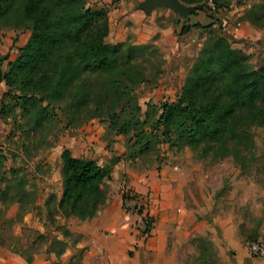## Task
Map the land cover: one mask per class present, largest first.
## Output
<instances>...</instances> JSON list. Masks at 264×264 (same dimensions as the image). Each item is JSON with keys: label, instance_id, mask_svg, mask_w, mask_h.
Listing matches in <instances>:
<instances>
[{"label": "rangeland", "instance_id": "1", "mask_svg": "<svg viewBox=\"0 0 264 264\" xmlns=\"http://www.w3.org/2000/svg\"><path fill=\"white\" fill-rule=\"evenodd\" d=\"M219 2L226 6V9L220 10L215 15L217 19H221L222 23L215 22L209 28H191L190 33L186 34L183 39L173 37L171 54L155 42L133 43L129 38L118 41L126 42V49L130 43L149 45L148 48L136 50L133 54L137 62L147 68L150 76V79L139 84L134 92L141 106V111L137 115L141 118L142 124H139L137 132L143 133L140 139L143 148L134 141L128 142V136L134 132L133 127H129L127 133H117L114 127L115 133L110 134L111 139L104 147L106 155L101 154L97 158L100 164L111 172L112 178L108 185L113 197L123 190L125 182L143 181L144 173H147V177H151L153 182H174L175 186L165 184L161 188L162 193L169 197L178 198L183 193L180 188L182 186L186 188L184 194L188 195L187 208L182 211L178 207L175 208L176 214L179 213L181 217L175 220V224L180 226L177 231L174 229V233H171L168 240L169 246L177 244L181 248L178 258L187 260L185 264H220L222 259V252L217 247L220 243L217 236L221 233V229L211 224L212 215L209 218L200 216L196 223L191 224L189 212L202 202L201 197L200 199L197 197L198 187L194 183L187 185V182H214L211 189L222 195L231 190L228 182H264V126L249 125L247 134L231 139L229 141L231 153L227 156H219L214 150L208 153L203 152V147L211 142L210 136H206L201 141L186 140L180 145L163 142L165 138L162 135L163 128L158 122V117L162 113L161 105L164 102H175L179 99L187 76L197 64L214 66L216 60L232 62L236 66V71L242 74L243 79L251 85L259 86L264 82V72L260 70L261 65H264V3L261 0H219ZM156 8L168 7L158 6ZM169 9L175 11L172 8ZM166 20L167 17L163 16L158 21L164 25ZM213 21L215 20L206 17L203 23ZM12 30L5 27L0 28V43L12 33ZM107 41L118 43L111 41L108 37ZM12 49H17L15 44L12 45L11 51ZM7 54L11 55V52ZM171 56L184 57L183 68H178V71L182 69L184 74L182 87L172 100L156 102L150 98L145 102L141 101L146 97V90L158 88L164 77L171 78L175 72L174 68L171 73L169 70ZM160 64L162 69L157 75L156 70ZM6 91L5 83L0 82V150L8 155V161L5 163L7 172H0V183H2L0 244L6 245L15 241L26 253H32L46 243L53 250L51 253L60 257L61 254L57 252L63 245L55 240H61L66 245L77 244L83 241L84 235L72 233L68 228L69 225H73L69 222L71 218L76 217L67 219L55 217L57 220L54 219L51 224L37 202L41 199L46 204L62 194L63 163L59 151L61 136L73 134L76 129L89 125L93 119L85 120L88 113H84L79 116L78 120L69 123L70 118L57 110V117L43 118L40 124H35L34 118L22 115L19 105L15 103L13 93L6 94ZM5 104L9 107L1 113ZM118 112L117 125L126 118H130L128 109L121 108ZM26 121L32 122L36 128L27 125ZM12 167L16 170L11 171ZM35 182H39L40 191L36 190ZM215 182L222 183L214 185ZM130 192L137 195L138 203L133 207L123 205L126 209L124 220L135 228L138 234L137 241L144 245L152 240L153 230L159 219V215L152 208L156 189L150 187L143 194ZM160 194L158 192V195ZM140 195L148 198L147 203L138 198ZM33 208L36 211V221L41 224L40 226H44L47 230L45 233H51L52 237L46 238L45 233H41L36 226L38 223L35 225V221L23 224ZM146 214H149L152 221V229L149 233H144L142 227ZM203 219L208 220L210 224L205 226L202 224L197 233L189 235V230L202 223ZM78 220L77 224L87 222V219L78 218ZM46 221L50 223V226H45ZM65 232L68 233L66 237ZM254 239H264V236L249 232L243 241V247L247 251L249 242ZM84 246L80 247L76 256L70 260L64 262L62 259L54 258L51 259V264H79L84 259L86 247ZM227 252L231 255L235 253L232 250ZM186 254H188L187 257Z\"/></svg>", "mask_w": 264, "mask_h": 264}, {"label": "trees", "instance_id": "2", "mask_svg": "<svg viewBox=\"0 0 264 264\" xmlns=\"http://www.w3.org/2000/svg\"><path fill=\"white\" fill-rule=\"evenodd\" d=\"M181 1L196 9L188 19L178 15L177 34L222 23L215 15L226 6L219 0ZM197 12L215 21L204 24ZM4 27L31 31L14 60L9 59V54L0 55V82L5 83L6 94L13 93L24 117L30 116L35 124H40L43 118L57 117V110L70 118L69 123L84 113H88L85 120L107 115L117 133H127L133 127L128 142L134 141L143 148V133L137 132L141 106L134 92L150 76L133 54L149 45L130 43L126 49V42L109 43L108 12L91 7L89 0H0V28ZM5 61L7 68L3 70ZM212 66L197 64L193 68L179 99L161 105L158 122L163 128V142L180 145L186 140L201 141L210 136L211 142L203 147V152L214 150L219 156H227L231 153V139L247 134L249 125L264 126V82L251 85L232 62L216 60ZM161 69L160 64L157 75ZM260 70L264 72V65ZM8 107L3 105L1 113ZM121 108L128 109L130 118L117 125ZM26 123L36 128L32 122ZM61 158L62 194L45 204L46 219L52 224L56 216H99L113 199L108 185L112 178L110 170L95 159L74 157L67 149ZM6 161L8 155L0 150V172H7ZM35 185L40 191L39 182ZM55 242L62 243L57 252L62 254L66 243ZM52 251L49 247L48 252Z\"/></svg>", "mask_w": 264, "mask_h": 264}, {"label": "crops", "instance_id": "3", "mask_svg": "<svg viewBox=\"0 0 264 264\" xmlns=\"http://www.w3.org/2000/svg\"><path fill=\"white\" fill-rule=\"evenodd\" d=\"M143 0H89L91 7L96 9L104 8L108 12L110 32L108 39L111 41H123L127 38L133 43H151L159 44L168 54L173 50L172 38L184 36L177 34L179 25L175 23L178 14L169 8H155L151 13H146L140 8ZM198 17L203 22L206 17L201 12H197ZM166 16L165 24L159 23V18ZM196 21V18H192ZM191 30V29H190ZM158 34V36H157ZM31 31L12 30V33L0 43V55L11 52L10 60H14L19 52V48L24 46ZM16 39V40H15ZM15 44L17 49H12ZM183 56H171L169 59L170 73L172 69L175 72L171 78L161 79L158 88L146 90V97L141 99L145 102L150 98L153 101H166L174 99L176 92L182 87ZM8 61L2 65L6 70ZM4 89V88H3ZM114 132L110 120L106 117L93 119L92 122L76 129L73 134L61 136L59 140L60 158L64 150H69L74 157L90 158L98 161V157L106 155L104 149L109 143V136ZM115 133V132H114ZM104 149V150H103ZM103 150V151H102ZM101 163L100 161H98ZM147 173L142 175L141 182H125L123 190L118 192L112 199V202L103 209L99 216L87 219L84 224H77L78 218H71L69 225L72 233H82L83 241L77 244L69 243L60 257L48 252V244L39 247L34 253H26L17 242L10 244H0V264H51V259L59 258L62 261L70 260L75 257L80 247H85L84 259L79 264H185L187 260L179 259L178 254L181 248L175 244L169 246L168 240L171 233L179 229L175 220H179L180 214H176L175 208L186 210L187 193L182 186L183 193L178 198L169 197L162 192L165 184L174 185V182H153ZM197 186V197H201L200 205L190 211L191 224L196 223L200 216L209 218L212 215L211 224L215 228H220L221 233L217 236L220 243L217 247L222 252L220 264H264V257H252L246 248L243 247V241L247 234L253 233L264 236V182H228L231 187L229 193L222 195L218 191L212 190L214 182H187V185ZM221 184L222 182H215ZM175 186V185H174ZM156 189V197L153 200L152 208L159 215L158 222L153 230V238L144 245L137 241L138 234L127 223L125 218L124 192L133 191L143 194L149 188ZM41 189V188H40ZM158 192L161 194L158 195ZM187 195V196H186ZM61 194H59V199ZM37 204L42 209L45 205L44 200L39 199ZM44 211V210H43ZM45 213V212H44ZM176 215V216H174ZM174 216V217H173ZM63 219L61 216H56ZM36 211H33L24 219V223L35 221L41 233L47 230L36 221ZM66 219V218H65ZM79 221V220H78ZM89 221V222H88ZM206 224L208 220L203 219L202 223L195 225L189 230V235H194ZM45 226H50L46 221ZM219 229V230H220ZM174 233V232H173ZM46 238L52 237L51 233H45ZM60 237V236H59ZM87 241V244L85 242ZM235 251L230 254L227 251ZM133 254L131 255V253ZM188 254H186L187 257ZM197 255V252H196ZM93 258L95 260H93Z\"/></svg>", "mask_w": 264, "mask_h": 264}, {"label": "built area", "instance_id": "4", "mask_svg": "<svg viewBox=\"0 0 264 264\" xmlns=\"http://www.w3.org/2000/svg\"><path fill=\"white\" fill-rule=\"evenodd\" d=\"M211 7H214L213 3H209ZM226 9V8H225ZM137 195L132 194V192L127 191L126 196L124 198V205L131 206L133 207L134 205H137V200H136ZM140 200L144 201L147 203L148 198H146L144 195H140L138 197ZM150 203V200H149ZM152 221L149 216V214H146L144 217V221L142 224L144 233H149L152 229ZM248 251L251 255L255 257H264V239H254L251 240L248 244Z\"/></svg>", "mask_w": 264, "mask_h": 264}, {"label": "water", "instance_id": "5", "mask_svg": "<svg viewBox=\"0 0 264 264\" xmlns=\"http://www.w3.org/2000/svg\"><path fill=\"white\" fill-rule=\"evenodd\" d=\"M158 6L172 8L175 12L186 19L189 18L190 13L196 9V6H189L181 2V0H143L140 3V8L146 13H151L153 9Z\"/></svg>", "mask_w": 264, "mask_h": 264}]
</instances>
